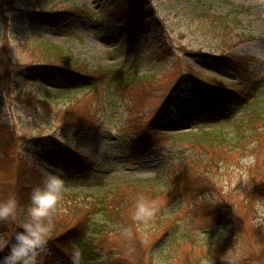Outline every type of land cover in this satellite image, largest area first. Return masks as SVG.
<instances>
[{
    "label": "rangeland",
    "instance_id": "obj_1",
    "mask_svg": "<svg viewBox=\"0 0 264 264\" xmlns=\"http://www.w3.org/2000/svg\"><path fill=\"white\" fill-rule=\"evenodd\" d=\"M0 3V128L8 127L19 139L15 152L21 164L42 178L59 170L64 180L60 197L67 199L112 195L122 192L124 185L133 194H139L136 187L151 191L142 196L156 208L145 222L148 225L136 233L110 236L103 253L125 249L128 257L119 264H264V223H257L254 210V200L264 198V137L253 154L225 152L216 160L213 194L193 193L184 173L198 157L206 156L193 135L216 131L231 136L236 125L247 120L254 103L261 112L258 133L264 134V0ZM47 11L57 13L52 27L37 19ZM47 46L60 48L94 71L107 69L148 82L166 74L162 96L167 100L140 99L144 97L140 87L132 94L140 106L136 121L141 132L134 134L135 140L140 146L150 138L153 146L145 158L130 159L136 122L129 119L125 107L129 102L119 89L110 91L83 129H57L55 110L72 101L81 107L93 101L95 87L40 69L54 62ZM188 69L196 74L192 81ZM242 80L260 85L247 103L212 111L184 103L194 99L183 92L201 89L197 84L241 92L248 86ZM163 104L178 106L181 112H161ZM53 144L79 155L86 166L64 163L53 154ZM251 144L257 146L258 141ZM247 156L254 162L242 165ZM5 172L1 182L13 184L14 162ZM207 204H216L208 214ZM158 218L163 220L160 224ZM12 235L3 233L0 240ZM49 255L47 249L38 252L37 264H45Z\"/></svg>",
    "mask_w": 264,
    "mask_h": 264
},
{
    "label": "trees",
    "instance_id": "obj_2",
    "mask_svg": "<svg viewBox=\"0 0 264 264\" xmlns=\"http://www.w3.org/2000/svg\"><path fill=\"white\" fill-rule=\"evenodd\" d=\"M56 16L57 13L47 11L38 14L39 18L37 19L42 25L52 27L55 25ZM47 50L53 55L54 62L44 63L45 65H42L43 67L40 69H43V71H57L68 77L74 84L88 81L90 85L95 87L94 100L85 103L82 107L78 102L72 101L62 109H54V114L57 116L59 124L57 129H83L84 127L82 126L88 123L89 118L99 113L100 108L104 105L106 99L109 98L110 91L113 88L119 89L122 94L125 92L124 101L126 102L127 100L129 102H126L125 105L129 119L136 122L133 127L134 138L131 141L132 145L130 144L131 147L129 146L132 156L130 159L141 160L145 158L146 154L153 150V146L150 138L143 141L140 146L135 140L134 134L141 132V126L136 121V112L140 106L137 104V97L132 94L136 93L135 88L140 87V92L144 96L140 99L167 100V96H162L163 81H165L164 77L166 74L161 73L148 82L136 77L131 78L128 75L123 76L121 73L115 74L107 69L90 70L85 62L74 59L71 54L65 53L58 47L47 46ZM224 61L228 62L225 59ZM188 71L192 81V77L194 78L196 74L191 69H188ZM242 81L248 86L246 88L242 86L244 89L241 92L229 89L217 90L197 84L201 89L195 92L187 90L183 94L188 93L192 99L198 101L195 103L198 109L217 110L221 106L247 103L249 99L253 98L260 85L257 82ZM202 88L209 89L210 93L202 91ZM212 91L220 92V95H215V92L213 95ZM171 92H174V90ZM195 105H191V107ZM165 106L163 104L162 108L164 107V109L161 112L169 111V114H172L174 109L181 112L178 106L171 108H165ZM253 107L249 115L246 116L247 120L236 125L231 136L228 133L216 131L193 135L192 139L196 141L195 143L206 154L204 157H198L189 168H185L186 172L184 173L192 182L191 190L193 193H198L197 195L215 193L216 181L212 165H216V160L225 152L245 151L253 154L256 148L258 149L262 146L264 134L258 133L259 125L257 124L261 121V112L257 110L259 106L255 103ZM150 136L148 134V137ZM255 140L258 141V145L253 147L251 143ZM19 142L15 133L12 130L9 131L8 127L3 126L0 128V182L2 174L4 176L6 174L5 169L8 165L14 162L16 167L15 175L11 176L14 177L13 184L6 183V180L0 183V200L7 199L8 197L5 198L3 195L11 191L20 204L15 217L0 221V235L3 233L13 234L25 222L30 193L32 189L41 184L43 179L38 176L36 171H30L29 169L27 171L26 166L21 164L19 156L17 157L15 152ZM52 149L53 154L58 159L64 161V163L71 164V167L84 168L86 166L85 160L74 152L66 151L56 144L52 145ZM175 184H178L177 180ZM124 187L119 190L122 192H113L114 194L112 195H107L106 193L97 198H94V196H86L84 199H80L78 196L70 199L60 197L48 217L51 239L47 245V250L50 255L44 257V263L55 264L58 261H63L70 264H74V262L75 264H119V262L125 261L128 257L125 249L117 247L115 248V253L110 255L103 253L105 251L103 250V245L107 243V239L110 236L122 237L131 230L136 233L139 229H144L148 225H145L146 221L135 218V206L143 195L149 194L151 191L148 190L146 192L142 190L143 188L136 187L135 189H139V194H133L131 191L126 190L127 187L125 185ZM125 191L129 192L126 193ZM130 192L133 195L132 199L130 198ZM215 206L216 204H207L205 207L206 213L208 214L210 211L215 210L213 209ZM208 216L210 217V215ZM94 218L96 219L94 220ZM155 221L160 224L163 220L158 218ZM6 251L7 249H5Z\"/></svg>",
    "mask_w": 264,
    "mask_h": 264
},
{
    "label": "clouds",
    "instance_id": "obj_3",
    "mask_svg": "<svg viewBox=\"0 0 264 264\" xmlns=\"http://www.w3.org/2000/svg\"><path fill=\"white\" fill-rule=\"evenodd\" d=\"M253 162L252 156L241 160L242 165H250ZM63 190L64 180L59 170L46 174L41 184L32 189L26 209L27 219L17 228L11 239L0 240V264H37V253L47 249L51 239L48 217ZM19 207L15 195L0 200V221L15 217ZM254 210L257 223H264V198L254 200ZM155 212L154 204L146 202L141 197L136 204L135 218L146 221Z\"/></svg>",
    "mask_w": 264,
    "mask_h": 264
},
{
    "label": "snow or ice",
    "instance_id": "obj_4",
    "mask_svg": "<svg viewBox=\"0 0 264 264\" xmlns=\"http://www.w3.org/2000/svg\"><path fill=\"white\" fill-rule=\"evenodd\" d=\"M198 101L196 100H189V99H184V103H196Z\"/></svg>",
    "mask_w": 264,
    "mask_h": 264
}]
</instances>
